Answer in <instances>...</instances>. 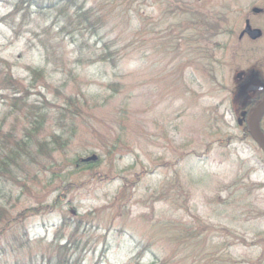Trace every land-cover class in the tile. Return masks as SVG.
Listing matches in <instances>:
<instances>
[{
    "label": "rangeland",
    "instance_id": "374dc122",
    "mask_svg": "<svg viewBox=\"0 0 264 264\" xmlns=\"http://www.w3.org/2000/svg\"><path fill=\"white\" fill-rule=\"evenodd\" d=\"M20 1L0 0V78L28 96L0 100V125L71 146L60 167L29 153L25 187L0 170V204L31 211L0 235L4 247L23 235L27 252L6 248L0 264L61 246L70 264H264V161L226 115L230 72L211 62L231 0H74L103 16L97 34L68 9L30 7L20 22ZM68 97L87 113L74 128L55 109Z\"/></svg>",
    "mask_w": 264,
    "mask_h": 264
},
{
    "label": "trees",
    "instance_id": "16d2710c",
    "mask_svg": "<svg viewBox=\"0 0 264 264\" xmlns=\"http://www.w3.org/2000/svg\"><path fill=\"white\" fill-rule=\"evenodd\" d=\"M19 3L20 4L18 5V2H16L17 7H15L13 14L15 15V17H18L20 19V22H22L25 19L24 17L25 11H27L28 8L32 7L37 10H48V11L54 10L59 12H62L63 9L72 10L73 14L69 17L70 18L76 17L77 25L80 24L85 25L86 26L85 28H89L92 31H94V34H97V32L100 31L104 26L102 20L103 16L100 17L99 15H97L93 7L86 9L84 8L85 6L84 3L81 4L82 6L80 8L70 7L69 6L70 4L75 3L74 0L73 1L61 0L56 2L55 4L49 3L44 6L43 5L41 6L39 1L30 0V2H28L30 3L29 6L24 8H23L24 5L23 1H20ZM9 17L10 16H7V19ZM2 22H6V20L4 19L2 20ZM12 29L13 28H11V30ZM41 79L45 81L43 77H41ZM0 84L3 86L1 91L2 93L0 95V100L12 99L22 102L23 100L27 99L28 96L27 88L22 86V84H20L19 82L13 80L9 71H7L6 74H3V76L0 78ZM46 88L48 87H44L45 90H47ZM4 93H7V95H4ZM63 106H65V108H63L62 106H57V107L55 106L56 112L60 116H64L66 114L75 115L74 117L69 116L73 128H74L73 124L78 121V118L82 120L84 119V116L87 114L86 111L83 110L82 108L83 106L82 104H80L77 98H70V97L66 98ZM32 109L33 107L24 109L23 114L26 119L30 118V115L33 111ZM36 113L42 114L43 112H40V110L37 109ZM42 117L52 119V116L50 114H45ZM73 128H72V132L74 131ZM32 131H34L33 128ZM46 138H49V141H46ZM62 145L65 147L63 148ZM70 146L71 143L69 139L62 141V138L58 135H55L54 133H52L49 137H44V140L42 142H39L35 137V135L29 129L21 130L20 133L16 134L15 132L12 133L9 130L5 132L3 127L0 125V170L6 171L7 174H9L11 177L12 176L14 177V181L17 182V184H19L22 187H25V183L23 182L21 183L22 181L21 176H26L27 178L29 177L28 169L32 167V164L30 162L28 163L26 159L29 153L37 152L34 154L36 157H38L41 154H44L45 157H47L52 161V164L55 167H60L62 164L57 165V163L55 162V154H57V152H62L63 150H65V148L66 149L70 148ZM79 162L80 159H77L76 161H72L71 167H73V169L76 167L77 168L80 167L78 165ZM96 165L90 166L88 168L91 167L93 168ZM54 174L55 172L52 173V175ZM18 175L19 177H17ZM36 175L38 174L36 173ZM34 177L36 178L37 176ZM66 179H64V182L67 181ZM75 179H72L70 182H68L64 188H68V186H76L77 182ZM26 212H31V211L30 210L25 211L21 214H18L15 218H12L10 212L0 204V235L6 233L9 229L11 230L14 224L20 223L25 218ZM12 238H13L12 241L6 247L0 246V263L2 259L5 258L3 254H4V249L6 248H10V253H9L10 255L11 254L22 255L21 253L27 252L26 251L28 249L27 239L24 238L23 235L14 234ZM65 247L64 246H61L60 248L54 247V249L56 250L52 249L53 251L51 252L55 256L54 259H50L49 257L47 258L45 257L44 254H40L37 259L38 264H70L69 258H66L67 250L65 249ZM61 253H63V257H64V258L62 257L63 259L60 256ZM137 257H139V255H137ZM16 264H34V261L22 260L20 263H16Z\"/></svg>",
    "mask_w": 264,
    "mask_h": 264
},
{
    "label": "flooded vegetation",
    "instance_id": "af4514ba",
    "mask_svg": "<svg viewBox=\"0 0 264 264\" xmlns=\"http://www.w3.org/2000/svg\"><path fill=\"white\" fill-rule=\"evenodd\" d=\"M226 38L223 55L212 54L216 70L230 72L226 115L236 124L242 141L257 146L264 161V148L252 134L249 120L261 110L258 130L264 143V0H231L223 24H216Z\"/></svg>",
    "mask_w": 264,
    "mask_h": 264
},
{
    "label": "water",
    "instance_id": "95a60500",
    "mask_svg": "<svg viewBox=\"0 0 264 264\" xmlns=\"http://www.w3.org/2000/svg\"><path fill=\"white\" fill-rule=\"evenodd\" d=\"M261 114V110L257 109L253 115L251 116L250 120H249V124H250V128L252 131V134L254 136V139L256 140V142L263 148H264V143L261 139V136L259 134V130H258V119L260 117Z\"/></svg>",
    "mask_w": 264,
    "mask_h": 264
}]
</instances>
